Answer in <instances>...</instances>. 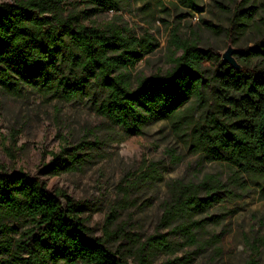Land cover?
<instances>
[{"label": "trees", "instance_id": "16d2710c", "mask_svg": "<svg viewBox=\"0 0 264 264\" xmlns=\"http://www.w3.org/2000/svg\"><path fill=\"white\" fill-rule=\"evenodd\" d=\"M255 1H241L233 15L234 27L252 24L260 8L257 24L264 28V3L249 4ZM83 2L93 12L117 9L119 4V0ZM178 2L194 12L203 10L199 0ZM86 17L85 9L78 10L67 0L0 2V88L15 94L30 87L68 102L86 98L126 136L142 134L153 120L168 121L186 134L191 150L227 164L231 173L225 181L206 174L198 182L174 180L169 185L162 223H175L186 244L195 243L194 228L218 222L214 216L195 220L196 215L243 195L250 185L264 196V64L234 69L219 62L216 52L198 48L194 40L182 39L174 30L171 67L136 77L133 83L129 69L151 48V41L117 26L87 25ZM235 53L241 63L264 60V40ZM218 62L219 68L206 73ZM191 102L205 112L201 120L194 118ZM99 144L97 139H82L63 146L43 172L52 176L80 170ZM144 176L161 178L156 167ZM81 214V203L50 192L40 177L0 164L1 264H127L103 239L90 235ZM112 221L106 219V225ZM182 244L154 233L134 253L145 264L155 253H172ZM245 264H258L254 250Z\"/></svg>", "mask_w": 264, "mask_h": 264}, {"label": "rangeland", "instance_id": "374dc122", "mask_svg": "<svg viewBox=\"0 0 264 264\" xmlns=\"http://www.w3.org/2000/svg\"><path fill=\"white\" fill-rule=\"evenodd\" d=\"M67 1L78 10H86L87 25H113L139 40L148 37L151 48L129 69L133 83L136 77L164 73L171 67L174 30L180 38L194 40L198 48L216 52L219 62L229 47L243 51L264 40V28L257 24L262 16L260 8L245 29L232 25L242 0H199L201 12L184 8L178 0H119L117 9L99 12L91 11L92 6L83 0ZM261 3L264 0L249 4ZM232 56L240 69L243 64L251 69L264 64L258 58L241 63L235 52ZM219 62L209 65L206 73L219 68ZM208 98L212 105L211 96ZM191 106L194 118L201 120L205 112L196 103L191 102ZM82 139H97L100 147L80 170L52 176L43 172V166L63 146ZM0 164L7 170L21 169L40 177L50 192L81 203V216L90 235L103 239L127 264H144L134 249L154 233L183 244L172 253H155L145 264H245L253 250L258 264H264V196L255 185L243 195L196 215L195 220L214 216L218 222L194 228V244L184 243L175 223H162L164 204L170 199L169 185L174 180L198 182L206 174H215L225 181L231 173L227 164L191 150L186 134L177 132L168 121L153 120L142 134L126 136L86 98L68 102L30 87L15 94L0 88ZM154 167L161 178L145 180L144 175ZM61 201L65 204V197ZM106 219L113 221L106 225Z\"/></svg>", "mask_w": 264, "mask_h": 264}, {"label": "water", "instance_id": "95a60500", "mask_svg": "<svg viewBox=\"0 0 264 264\" xmlns=\"http://www.w3.org/2000/svg\"><path fill=\"white\" fill-rule=\"evenodd\" d=\"M237 50L229 47L227 51L223 54L222 60L228 64H230L234 69H240V65L236 62L232 54Z\"/></svg>", "mask_w": 264, "mask_h": 264}]
</instances>
